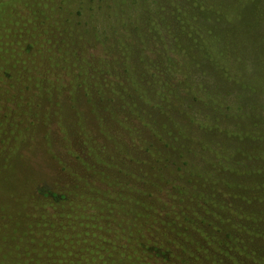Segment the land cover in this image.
Instances as JSON below:
<instances>
[{"label":"trees","instance_id":"obj_1","mask_svg":"<svg viewBox=\"0 0 264 264\" xmlns=\"http://www.w3.org/2000/svg\"><path fill=\"white\" fill-rule=\"evenodd\" d=\"M0 264H264V0H0Z\"/></svg>","mask_w":264,"mask_h":264},{"label":"rangeland","instance_id":"obj_2","mask_svg":"<svg viewBox=\"0 0 264 264\" xmlns=\"http://www.w3.org/2000/svg\"><path fill=\"white\" fill-rule=\"evenodd\" d=\"M38 172V174L42 177V178H47V176H48V174H46V171L45 170H41V171H37ZM54 171H52V169H50V173L49 174H52ZM51 175H49V179L47 178L46 179V181L44 182V184L43 185H45V183L47 184L48 182V180H49V183L47 184V186L46 187H50V184L51 183H53L52 181H53V178H51L50 177ZM42 182H43V180H42Z\"/></svg>","mask_w":264,"mask_h":264}]
</instances>
